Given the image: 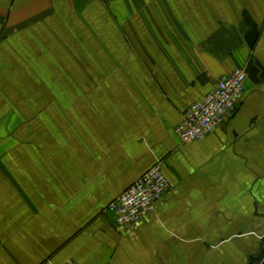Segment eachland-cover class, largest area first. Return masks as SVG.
<instances>
[{
  "label": "crops",
  "instance_id": "0c3cea01",
  "mask_svg": "<svg viewBox=\"0 0 264 264\" xmlns=\"http://www.w3.org/2000/svg\"><path fill=\"white\" fill-rule=\"evenodd\" d=\"M246 95L184 143V112ZM161 163L132 233L110 205ZM264 243V0H0V264H249Z\"/></svg>",
  "mask_w": 264,
  "mask_h": 264
},
{
  "label": "built area",
  "instance_id": "2783aa9c",
  "mask_svg": "<svg viewBox=\"0 0 264 264\" xmlns=\"http://www.w3.org/2000/svg\"><path fill=\"white\" fill-rule=\"evenodd\" d=\"M247 77L246 69L236 68L191 104L176 127L180 140L188 144L200 141L219 127L244 99ZM169 186L162 164L152 166L110 205L116 224L132 233L139 223L151 218Z\"/></svg>",
  "mask_w": 264,
  "mask_h": 264
},
{
  "label": "trees",
  "instance_id": "16d2710c",
  "mask_svg": "<svg viewBox=\"0 0 264 264\" xmlns=\"http://www.w3.org/2000/svg\"><path fill=\"white\" fill-rule=\"evenodd\" d=\"M249 264H264V243L263 248L256 255L251 256Z\"/></svg>",
  "mask_w": 264,
  "mask_h": 264
}]
</instances>
